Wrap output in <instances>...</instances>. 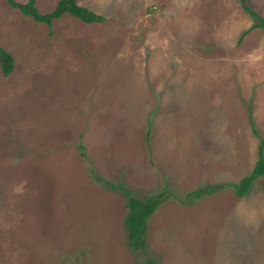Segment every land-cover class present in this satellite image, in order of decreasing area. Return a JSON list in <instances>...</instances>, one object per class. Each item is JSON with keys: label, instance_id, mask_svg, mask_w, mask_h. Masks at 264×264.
Wrapping results in <instances>:
<instances>
[{"label": "rangeland", "instance_id": "rangeland-1", "mask_svg": "<svg viewBox=\"0 0 264 264\" xmlns=\"http://www.w3.org/2000/svg\"><path fill=\"white\" fill-rule=\"evenodd\" d=\"M78 2L106 20L0 0V264H264V176L228 185L264 154V0ZM107 182L165 193L147 253Z\"/></svg>", "mask_w": 264, "mask_h": 264}, {"label": "trees", "instance_id": "trees-1", "mask_svg": "<svg viewBox=\"0 0 264 264\" xmlns=\"http://www.w3.org/2000/svg\"><path fill=\"white\" fill-rule=\"evenodd\" d=\"M10 5L20 9L25 15L34 18L36 21L46 23L52 26L56 19H61L64 15L70 14L85 23H97L104 22L105 16L90 9L89 7L81 5L79 0H60L54 10L42 13L38 6L37 0H27L26 2H17L16 0H8ZM244 4L245 8L249 11L250 8L246 5V0H240ZM252 14L257 15L260 18V22L255 27H262L264 29V18L259 16L256 12L251 11ZM247 34L245 31L242 37ZM241 37V39H242ZM0 63L2 70L6 76H9L15 66L14 55L6 48L0 45ZM257 132V131H256ZM84 155V153H83ZM264 176V154L260 151L259 158L257 159L252 171L244 176L238 183L230 182L228 185L234 188V192L238 197H243L249 190L255 180ZM97 179H101L97 177ZM112 188L121 189L127 196V206L130 210L125 219V224L128 229V244L131 249L136 251H143L147 253L148 245L146 240L148 220L160 207V205L166 200L164 192L157 194H151L144 198H140L134 195L133 191L126 187L124 184H115L113 182H107ZM221 187L217 184L202 186L198 189L192 190L189 194V198H202L205 195H210L217 192ZM149 254V253H148ZM148 264H155L153 258H148Z\"/></svg>", "mask_w": 264, "mask_h": 264}]
</instances>
